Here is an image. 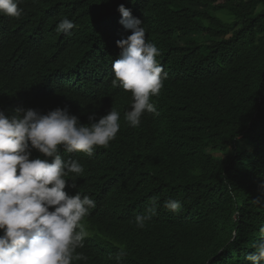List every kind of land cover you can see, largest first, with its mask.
Instances as JSON below:
<instances>
[{
    "label": "trees",
    "instance_id": "obj_1",
    "mask_svg": "<svg viewBox=\"0 0 264 264\" xmlns=\"http://www.w3.org/2000/svg\"><path fill=\"white\" fill-rule=\"evenodd\" d=\"M120 4L142 20L168 74L151 97L159 114L145 112L136 127L125 120L131 92L113 83L116 42L131 35ZM18 6L20 18L0 15V111L67 106L83 124L92 114H120L115 139L92 156L60 148L84 169L65 190L95 201L76 250L86 259L72 264H118L121 249L119 264H251L246 257L264 239V0ZM65 17L75 25L70 34L57 31ZM154 197L156 215L137 228ZM170 198L181 202L178 213L164 208Z\"/></svg>",
    "mask_w": 264,
    "mask_h": 264
},
{
    "label": "clouds",
    "instance_id": "obj_2",
    "mask_svg": "<svg viewBox=\"0 0 264 264\" xmlns=\"http://www.w3.org/2000/svg\"><path fill=\"white\" fill-rule=\"evenodd\" d=\"M19 3L0 0V15L20 18L23 9ZM117 10L121 14L119 22L131 30V35L116 42L121 52L112 64L116 78L113 83L131 92L132 103L125 120L136 127L145 112L159 114L151 97L159 94L168 74L157 59L159 49L146 41L142 20L123 4ZM74 27L65 17L57 24V31L70 34ZM119 120L115 109L99 119L89 115L87 124L81 123L67 106L46 114L18 108L11 117L0 111V264H72L73 260L86 259L76 250L84 247L89 235L81 221L95 207V201L80 192L69 195L65 190L75 187L84 169L76 160L62 159L59 152L62 147L67 153L92 156L96 147H106L115 139ZM33 150L43 158H30ZM157 204L158 198H152L145 212L135 217L137 228L143 229L151 221ZM163 206L174 213L182 208L179 200L171 198ZM260 232L264 234V226ZM253 247L255 251L247 260L264 264V239ZM124 255L126 251L121 249L116 257L118 264Z\"/></svg>",
    "mask_w": 264,
    "mask_h": 264
},
{
    "label": "rangeland",
    "instance_id": "obj_3",
    "mask_svg": "<svg viewBox=\"0 0 264 264\" xmlns=\"http://www.w3.org/2000/svg\"><path fill=\"white\" fill-rule=\"evenodd\" d=\"M217 16L220 17V18H222V16H226V17H225V20H226V21H230V17H227V16H228V13H226V11L218 12V13H217Z\"/></svg>",
    "mask_w": 264,
    "mask_h": 264
}]
</instances>
